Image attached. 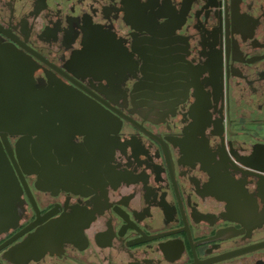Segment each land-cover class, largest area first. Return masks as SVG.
Here are the masks:
<instances>
[{"label": "flooded vegetation", "instance_id": "af4514ba", "mask_svg": "<svg viewBox=\"0 0 264 264\" xmlns=\"http://www.w3.org/2000/svg\"><path fill=\"white\" fill-rule=\"evenodd\" d=\"M3 97L0 264H264V0H0Z\"/></svg>", "mask_w": 264, "mask_h": 264}, {"label": "water", "instance_id": "95a60500", "mask_svg": "<svg viewBox=\"0 0 264 264\" xmlns=\"http://www.w3.org/2000/svg\"><path fill=\"white\" fill-rule=\"evenodd\" d=\"M69 94V93H68ZM47 101V100H45ZM53 100H48L52 103ZM57 105L56 107L66 106L67 102L77 103V99L74 97H69L67 94L64 96H59L54 100ZM31 101H28L23 97H14L12 99L3 97L0 100V107H16L19 110L26 109ZM35 108L42 106L43 97L39 100H34ZM3 103V104H2ZM43 116L39 113L35 114L32 118H28L26 112L21 113H3L0 111V189L2 194L8 195L11 194L12 187L17 189L15 193H20V187L16 181V175L28 173L26 162L20 156L26 157V148L28 142V128L39 129V126L42 124L41 119ZM29 119V120H28ZM19 136L20 138L14 144V148L8 142V137ZM24 147V151L20 154L18 151ZM15 155V157H14ZM15 158L18 161V164H15ZM12 162V163H11ZM10 184V185H9ZM8 187V189H7ZM16 195V194H15Z\"/></svg>", "mask_w": 264, "mask_h": 264}]
</instances>
